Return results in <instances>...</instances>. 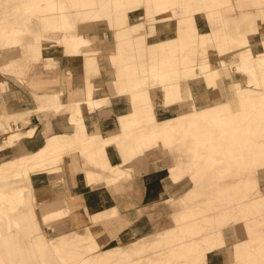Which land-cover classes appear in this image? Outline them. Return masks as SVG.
<instances>
[{
    "label": "bare ground",
    "instance_id": "obj_1",
    "mask_svg": "<svg viewBox=\"0 0 264 264\" xmlns=\"http://www.w3.org/2000/svg\"><path fill=\"white\" fill-rule=\"evenodd\" d=\"M21 1L26 2L27 0ZM39 1H45V6L37 8L36 6L28 5L26 8L23 6L18 10L11 7L8 11L10 13L18 11L21 13V15H19L20 18L0 23V35H8L6 38H11L10 35L12 34L36 35L34 41L28 44L34 43L30 46L35 45L33 56L38 60L46 56L49 50L57 49L58 42L62 41L63 33L61 36V31H69L67 35H70V37L65 38V43L72 46L74 52H77L80 47H87L89 50L95 49L96 46H94V44L88 43V39H86L88 37H84L86 35L89 37L96 35L100 27H103L105 33L115 31L116 34H119L116 36V40L114 38V42L108 39L115 50L107 54L109 60L119 61V57L122 53L134 50L139 51L141 47L146 50L145 54L147 60L156 58V64L149 66L148 64L147 66L144 65L145 67L142 69L140 76H137L138 74H132L134 71L133 65L121 62L118 67L121 73L115 75L116 79L113 83V88L114 90L120 89L121 94L127 96L129 104L139 109L141 101L139 100L138 86L142 79L145 78L142 83L144 81L147 83L149 79L152 78L153 81L141 91V94L145 97L147 107H152L156 104L163 111L168 109L175 112L179 111L180 108L183 109V113H179L181 115L178 114V117H176V123L167 119L156 127L149 129L147 132L136 134L132 140L128 139L125 145L127 155L134 158V162L141 159L145 153L159 152L164 157L168 162L166 164V170L164 171V177L167 180L166 188L170 186L168 183L169 178L177 182L180 181L178 185H176L178 190H182L183 187L187 185L185 183L186 180H184L185 178H192L194 182L197 183L196 186H203L204 182L209 179L211 186H214L219 191H224L225 187L219 184L217 177H223V171H228L230 169L236 170L235 173L237 176H244L246 171H252L259 180L264 182V142H257L248 138L244 139L243 143L238 145V136H236L238 133L235 131L236 124H238L239 121H242L244 125L248 126L250 119L254 116L264 119V73L255 69L257 64L261 63L260 65L264 66V49L262 51L259 50V46H264V25H262L264 23L263 3L255 4L250 10H239L234 15V18L226 19L222 23L223 27L226 28L225 32H227L228 28H231L233 32L232 34H226L227 36H224L222 39H224L228 45L234 43V49H228L225 52L220 51V47L224 45L223 42H220L215 47L216 51L221 54L219 58L216 57L215 54L209 52V54L200 56L197 60H191L187 56L182 55L180 51L174 54L177 55L176 58H171L168 52L165 53L161 49L160 45L163 42L157 34L158 29L164 27V25L159 20L161 14L156 10L160 9L162 15L166 17L172 13L174 8L183 15L190 14L192 10L184 0H172V2L169 0H148L147 3L154 8L150 9L149 14L150 21L153 23L155 31L152 34H142L137 29L134 34H131L136 36L133 38V42H135L133 47L129 49L123 46L121 40H127V37L122 35H130L131 28L128 24L120 26L121 21L119 22L118 18H116L113 13L117 11L126 18H132L130 15L128 16V11L134 8L136 4L134 0H128V4L120 0ZM166 3L172 4L174 8H169ZM47 9L55 14V20L53 21L55 28L53 29H57V33L49 34L47 32V25L41 23L38 18L33 15H39L42 21H47ZM27 13H29V15ZM99 13L107 15L108 20L105 21L106 26H101V22L98 18L96 19ZM6 14L7 9L3 7L2 12L0 10V18H4ZM183 20L184 27H177V29L172 32L173 35H175V39L178 42L187 41L188 43L191 42L192 45L197 44L198 39L203 38L206 33L200 28L194 27L192 21L187 20L186 17ZM140 21V18H134L135 23H139ZM22 23L27 26L26 29L20 27ZM213 32L212 35H217V33H219L218 31ZM144 35H146L145 38ZM107 36L110 38L112 37V35H104L106 39ZM5 39H0V57L4 59V69H9V74L2 73L0 77V88H2L1 90H3V92L7 86L4 75H12L14 77L15 75H19V77H23L24 74V67L21 65L22 57L19 51L14 49L15 45L12 44L14 46L8 47L4 52L3 50L1 51L2 47L7 43ZM12 42L15 43L16 41L13 40ZM119 42H122L121 46L117 45ZM145 44L146 47L144 48ZM121 48H126L127 50H122ZM240 48L248 52H240ZM60 52L65 56L67 51L60 50ZM223 58L225 59L222 60ZM233 58L237 59L234 60ZM163 62L171 64L170 67L176 66L179 68L177 77L170 76L173 74V69L170 68L167 71H162L157 67V65ZM66 71L71 73L69 69L65 70V73ZM57 72L58 70H51L50 73L55 75ZM94 72H96V70H94ZM82 74L81 76H83ZM94 75H96V73H94ZM84 76L85 92L83 97H76L75 100L63 106V101H61L63 91L54 90L46 94L44 99L48 101L52 98L55 102L42 104L40 107H38L37 104L34 105V113L40 110L60 113L62 111L66 112L67 109L70 108L71 110L68 113L71 114L76 112L77 115L75 116L77 117L79 114V119H83V123H80L78 118H74L69 124L71 125L75 122V125H84V115L81 110L84 108L83 106L89 105L94 109L97 107V109H99L101 106L100 102L93 98L94 87L90 83L91 77H88L86 73H84ZM26 81L27 79H24L19 82L23 85ZM252 87H256L258 92H251ZM159 90L162 93L161 96L157 94ZM181 90L183 93L182 98H180L179 94ZM39 95L40 94L35 93L33 99L39 100ZM3 104L4 103H2V105ZM6 109H4L5 111L3 109L2 111L0 110V118L2 119L0 123V134L2 135V141L13 137L15 130L9 127V123L13 117L20 118L32 113V111H28L25 108L18 112L16 110L17 113L12 111L13 114H9L11 108H8L9 110ZM191 110L195 112L191 113ZM6 111H8V113ZM137 118V116L133 117L131 121L133 125H139ZM155 118H157V116L152 115L151 121ZM25 123L29 124V122L26 121ZM204 123L209 125L205 128V132L203 129H200V125ZM82 127L81 125L80 128L84 130ZM176 133L180 135L178 138H176ZM68 134H70V136L74 135L73 132ZM204 138L209 140V145L206 147L202 146ZM56 140V136L50 135L44 138L41 146L34 150H28L26 147L22 148L24 151H33L32 155H34V160L30 164L27 163L23 165V171L26 173L35 167L42 156H44V152L54 147L53 143ZM188 140H190V142L186 146L185 143ZM183 142L184 144H182ZM247 145L249 153L246 157L245 147ZM54 154L58 155V153ZM188 158L191 159V164H188ZM121 163L122 159L114 165L118 167ZM222 163H225L224 167L219 166ZM60 168L61 173L63 171L62 165ZM80 168L83 169L85 183L88 185L93 164L85 160L82 161V166ZM191 169L195 170L193 172L194 174L186 175L188 170ZM123 172L124 173L120 176L118 174L109 175L107 180H105V185L122 187V183L128 182L132 178L126 174L129 173L128 168L124 169ZM215 172L218 173L216 176L214 175ZM60 173L55 175L52 169L48 171L47 174H53V177L56 178L61 175ZM49 176V178H52V175ZM53 184L54 182L51 185ZM195 187L188 188L187 192L180 199L179 205L181 207H183V205L185 206V200L201 194V190L196 191ZM27 191L30 194L34 193V195H38L39 193V191H35V184L31 185V189H27ZM178 192L180 191H173V195H176ZM22 193L21 190L13 191L8 194L0 192L1 264H72L78 262L81 250L85 249L84 247H80L78 243L68 242L61 237L47 239L43 233L38 232L40 229L38 226L39 224L33 221V217L37 215L31 207H29L26 212L16 213L17 206L22 200L27 202L30 201V198H24L21 195ZM65 201L70 203V199H66ZM73 201H75V199H73L72 202ZM225 201L227 205H231L232 203L228 197H225ZM237 202H239V200ZM247 202L246 208L241 211V225L243 229L261 237L264 241V219H254L251 221L246 219V213H248V211L260 210L264 204V195L252 194L247 197ZM37 203V212L41 218V224L48 230L47 235L53 234V232L60 227L62 217L67 213V207L60 206L52 209V207L45 204L41 198H37ZM168 225H170V228H165V226L162 225V233H174V231H172L174 228L181 231L190 229L193 234H199L202 231V226L196 222V214L193 211L185 210L172 214L170 217V224ZM233 227H235V224ZM11 228L14 229L13 232L10 231ZM177 242L179 244L182 243L181 240ZM236 243V238L231 241V244ZM226 246L225 243H221L218 247L226 250ZM129 259L130 257L125 253L119 257L117 261L110 264H129ZM107 263H109L108 258L105 255H99L92 256L78 264Z\"/></svg>",
    "mask_w": 264,
    "mask_h": 264
},
{
    "label": "rangeland",
    "instance_id": "obj_2",
    "mask_svg": "<svg viewBox=\"0 0 264 264\" xmlns=\"http://www.w3.org/2000/svg\"><path fill=\"white\" fill-rule=\"evenodd\" d=\"M121 2L128 4V0H120ZM135 6L131 11H128V16L130 15L132 18H126L123 14L119 12H114V16L118 18L120 22V26L129 25L131 28V33L128 35L127 40H121L123 42V46L127 49L133 47L134 43L133 38L137 29L140 33L152 34L154 30V25L150 21V9H154L151 7L147 1L148 0H134ZM172 2V0H169ZM186 4L191 8V13L187 15H183L179 13V11L174 8V6L170 3H166L169 8H174L172 13L169 16H163L160 9L156 11L161 14L160 22L163 23L164 27L158 29V36L160 37V33L165 32L164 35H169L168 37L161 38L162 44L161 49L167 53L171 58H176V52L180 51L182 55L187 56L191 60H197L200 56H204L206 54H215L216 57H220L221 54L216 51V46L223 42L220 48V51H226L228 49H234L235 44L228 45L224 39L226 34H232V29L228 28L227 32L222 25L224 20L234 18L235 14L242 9H252L255 4L263 3L264 0H184ZM45 1L41 2L39 0H0V10L2 12L3 7H6L7 14L3 18H0L1 22L12 21L14 19L20 18L19 15L21 13L14 12L10 13L8 9L11 7L13 9H21L23 6L25 8L28 5H33L38 7L45 6ZM48 19L47 21H42L39 15L33 14L38 18V20L47 25L48 33H57V29L55 28L54 20L55 14L51 13L48 9L46 10ZM214 13V14H213ZM29 15V13H27ZM2 16V15H1ZM23 16V14H22ZM21 16V18H22ZM186 17L187 20H191L193 26L196 28H200L206 35L203 38L198 39L197 44L192 45L191 42L180 41L178 42L175 39V35H173V31L177 29V27L183 28L184 23L183 19ZM3 18V19H2ZM101 22V26H106L105 21L108 20L107 15L97 14L96 19ZM134 18H140L139 23L134 22ZM24 22V21H23ZM264 25V23L262 24ZM21 28L26 29L27 26L22 23ZM98 33L96 35H92L91 37L85 36L84 38L88 39V43L94 44L96 46V36L97 35H112L110 38L112 42H114V38L116 40L115 31L104 32L103 27L98 28ZM213 31H218L217 35H212ZM63 33V36H62ZM69 31H61L62 41H59L57 44V49L49 50L46 56H43L42 59H36L33 56L34 47L30 46L32 44H28L33 42L36 35L32 34H23V35H10L11 38H6L8 35L3 36L0 35V39H5L7 42L4 47H2L1 51L7 49L10 46H14V49L19 51L21 55V65L24 67L23 77H19V75H15V77L20 81L27 79L25 77V71L28 72V69H32V66L41 65V70H46L47 72H51V70H58V56H62V59H75L78 58L82 60V65L84 69V73L91 77L94 73L98 72V56L102 55V48H96L93 50H89L87 47L78 48L77 52H74L72 46H69L65 43V38L70 37ZM3 36V38H2ZM142 36V35H141ZM146 35H144L145 38ZM150 36V35H149ZM230 36V35H229ZM109 36H107V39ZM16 41L13 43L12 41ZM46 41V40H45ZM122 42L117 45L121 46ZM133 42V43H131ZM146 43V42H145ZM14 44V45H12ZM37 44V43H36ZM146 44L144 45V48ZM126 48H121L122 50ZM215 48V49H214ZM264 46H259V50L262 51ZM60 50H66L65 56L61 54ZM113 51H115L113 49ZM240 52H248L243 48H240ZM146 50L139 49V51H127L122 53L119 57V61L109 60L108 55L105 57L108 59L110 64L114 68V75H118L120 63H128L134 66V71L132 74L140 76L142 69L149 65L156 64V58H151L149 60L146 59ZM223 58L222 60H224ZM236 60L237 58H233ZM4 59L0 57V77L2 73L9 74V69H4ZM261 64V63H260ZM257 64L255 69L262 71L264 73V66ZM264 64V62H263ZM145 65V66H144ZM171 64L167 62H163L162 64L157 65L158 68L162 71H167L168 69H173V74L171 77H177V72L179 68L176 66L170 67ZM96 70V72H94ZM39 69H34L33 77H37L40 75ZM145 79V78H144ZM142 79V81L144 80ZM138 86L139 91V100L140 108L137 109L132 107L129 104V111L127 115L119 116L118 119V131L108 133L103 135L99 130L88 131L86 125L81 124L84 130L80 127L81 125H75L73 122L71 124L73 136L70 134H56L52 133L50 135L56 136V141L53 143L54 147H51L44 152V156L40 159L38 164L30 169L28 172H24L23 165L27 163H31L33 159V151H24L22 148L25 146L21 143L23 139L33 136L35 129L30 128L29 130L21 129L26 122H29V117L34 113V107L26 108L28 111H32L22 117H13L11 122L9 123V127L13 128L15 132L13 133V137L11 139H7L4 141H0V151L14 147L13 155L8 158L0 159V192L3 193H12L13 191L21 190L23 193L21 194L24 198H30V201L22 200L17 206V214L26 212V210L31 207L34 210V213L37 215L33 217V221L39 224L40 229L38 232L43 233L47 239H56L61 237L68 242L78 243L80 247H84L85 249L81 250L80 259L76 263H82L88 258L92 256H106L108 258L107 264H110L114 261H117L119 257L123 254L127 253L130 257L129 264H264V241L261 237L248 232L243 229L242 222V209L247 206V197L250 195L258 194L264 195V182L259 180L256 175L251 171H246L244 176L236 175V170H224L223 177H217V181L223 187H225L224 191H219L214 186L210 185V181L204 182L203 186L197 185L194 180L184 179L186 180V184L190 183L189 188L195 187L196 191L201 190L200 195H196L192 198L185 200V206L181 207L180 199L184 196L173 195V191H171L170 196L174 197L172 199H162V203L158 205V208L161 213L158 218L160 219L157 222L154 220H150L153 224L149 223V221L143 219L141 224L133 223V220L129 221L125 218L122 211L118 206H116L113 202L108 206H103L102 201L96 199L95 202L89 203L88 206L84 207V212L87 215L88 221L85 224L77 225V227H69L68 224L65 223V219L70 215L71 209H73L74 205L78 204L77 199L73 202V205L66 201L67 213L62 217V222L60 227L53 232V234H48V230L41 224V218L37 212V198H41L39 195H34V193L30 194L27 189H31V185L35 184L33 180V175L38 173H48V171L53 169V173L58 175L61 171L60 166L65 164L69 157L78 152L82 161H90L93 164V169L91 172V176L88 181V185H96L100 183L105 184V180L111 174L122 175L123 170L128 168L129 173H126L127 176H133L135 172L133 163L134 158H131L127 155L125 145L128 142V139H131L140 132H147L149 129L156 127L158 124L164 122L167 119H170L171 122L176 123V117H178L179 113H183V109L180 108L179 111H172L171 114H166L165 111L161 110L158 105L154 104L152 107H147L145 103V97L141 94L143 88H145L153 79H149L146 83L145 81ZM24 85V84H23ZM0 88V93L3 90ZM179 91V90H178ZM85 92V87L80 92H77L76 97H83ZM116 93L121 94V90H115ZM161 95L160 90L158 91ZM251 92H258L256 87L251 88ZM36 93V92H35ZM32 94V101L35 103L34 105H38L40 107L42 104H48L55 102L52 98L48 101L44 99V96L47 93H38L39 100L33 99L34 94ZM182 90L179 92L180 98H182L183 93ZM160 96V95H159ZM94 98V94H93ZM96 99V98H95ZM101 106L106 103L105 99H97ZM264 100V98H263ZM68 103L63 102V106ZM82 108V114H84L85 110H94V108L89 105H84ZM71 109H67L66 113H68ZM196 110V109H195ZM209 110V109H208ZM264 111V110H263ZM40 112H48L46 110L38 111ZM63 112V111H62ZM195 112L191 110V113ZM57 113V112H52ZM190 113V114H191ZM70 122L74 118H78L80 123H83V119H79V114L76 112L68 113ZM156 115L157 118L151 121V116ZM181 115V114H179ZM138 117L137 120L139 125L132 124L131 121L133 117ZM77 121V122H79ZM2 119L0 118V123ZM74 124V125H73ZM207 124L200 125V129H203L205 132V128L208 127ZM236 136H238V145L243 143L244 139L251 138L257 142H264V119L259 117H252L250 119V123L248 126L244 125L242 121H239L236 124L235 128ZM177 134V133H176ZM50 135H46L47 138ZM2 136V135H1ZM180 135H176L178 138ZM190 140H188L185 145L189 144ZM202 146L209 145L208 139H203ZM184 144V142L182 143ZM108 146H113L117 151L119 158L122 159V163L115 167V163H111L106 157V149ZM54 153H58L55 155ZM249 153L248 145L245 147V156L247 157ZM120 161V160H119ZM188 164H191L192 161L188 158ZM219 166L224 167L225 163L220 164ZM82 171L83 169L80 168ZM195 170H188L186 175H193ZM218 173H214L216 176ZM168 175V174H167ZM247 175V176H246ZM210 177V176H209ZM245 177V178H244ZM166 179V178H165ZM183 180V179H182ZM180 182V181H179ZM174 179L169 178L168 183L171 188L174 186L172 183H177ZM185 185V186H187ZM170 186L166 188L170 189ZM177 187V186H175ZM173 189V188H172ZM171 189V190H172ZM177 196V197H176ZM225 197L230 198L232 201L231 205H227L225 201ZM67 199V198H66ZM239 200V202H237ZM178 201V202H177ZM193 211L196 214V222H198L202 226V231L199 234H193L190 229H186L184 231L178 230L174 228L170 233H165L161 231L162 225L165 228H170V217L174 213H179L181 211ZM137 217H140L144 214L143 210L140 208L136 211ZM148 215V213H147ZM209 219V220H208ZM246 219L258 220L264 219V204L260 208L259 211L251 210L246 213ZM77 224V223H76ZM235 224V227H233ZM11 232L14 231L13 228L10 229ZM127 233V235L123 234ZM123 234V236H121ZM237 239L236 244H231V241ZM181 240L182 243H178L177 241ZM221 243H225L226 250L220 249L218 246ZM194 247V249H193Z\"/></svg>",
    "mask_w": 264,
    "mask_h": 264
},
{
    "label": "crops",
    "instance_id": "obj_3",
    "mask_svg": "<svg viewBox=\"0 0 264 264\" xmlns=\"http://www.w3.org/2000/svg\"><path fill=\"white\" fill-rule=\"evenodd\" d=\"M164 34L165 32L160 33V37L164 38L169 36ZM122 36L129 37L128 35ZM96 37V47L102 48L103 54L97 58L99 67L97 74L91 76L90 80L92 82L89 81L94 87V98L105 99L106 103L100 106L99 109H97V107L92 111L85 110L83 115L84 123L88 131L93 132L97 129L103 135H106L118 131L117 118L122 115H127L130 107L127 96L116 93L113 88V83L116 79L114 68L105 57L114 49V46L110 40H108L110 37L108 39H106L104 35H97ZM58 58V72L56 74L54 73L55 75H52L46 70H41V65L32 66L31 70L28 69V72L25 71L27 81L24 85L20 84L18 79L12 75H4L7 86L4 92L2 91V93H0V110L2 111V109L4 110L6 108V110H9L8 108H11L9 114H13V112L17 113L21 109L32 108L34 106L32 94L35 92L47 93L54 90H61L63 91L61 101L65 103L72 102L77 92H80L85 87L82 60L78 58L62 59V56H58ZM34 69L40 70L39 76H32ZM68 69L71 73H68V71L65 73V70ZM81 74L83 76H81ZM157 94L161 96L159 92H157ZM2 103L5 105H2ZM6 112L8 113V111ZM171 112L172 110L168 109L165 111L166 114H171ZM68 118L69 114L66 112H40L31 114L29 117V124L27 123L21 129L29 130L30 128H34L35 132L33 136L23 139L21 143L26 149L34 150L41 146L46 135L52 133H71L72 128ZM1 139L2 136L0 134V141ZM13 150L14 147H9L0 151V159L8 158L13 155ZM105 153L107 159L111 163L114 164L119 162V155L113 146H108ZM167 163L168 162L159 152L145 153L141 159L133 163L135 172L128 182L121 184L122 187L105 185L104 183L87 185V183H85L84 173L80 170L82 166L81 157L78 152H75L69 157L67 162L62 165L63 171L60 173L62 176L60 175L54 178L53 174H49L52 175V178H49L50 176L46 173H38L33 175L32 178L35 181V191H39L38 195L40 197L42 196V201L52 207V209L60 206L66 207V198L70 199V204L72 205L74 202H72V200L77 199L78 204L74 205L70 215L65 219V223L68 224L69 227H77V225L80 226L87 223L88 218L84 212V207L88 206L89 203L95 202L96 199L101 200L103 206H108L113 202L120 208L127 220H133L134 225L141 224V221L145 219L149 221L152 226V220H154V222L160 220L158 216L159 214L161 215V213L158 211V205L163 202L162 199L166 197H168V199L174 198L170 196L171 189L174 188L172 191H182L177 194V196H181L187 192L191 185L188 183L182 190H178V188L175 187L177 183H172L174 186L172 188L170 187L166 193L167 180L164 177V171L166 170ZM53 182L54 184L51 185ZM185 183L187 182L185 181ZM138 208H141L144 212L140 217H137L136 214ZM123 234L127 235V233ZM123 234L121 236H123Z\"/></svg>",
    "mask_w": 264,
    "mask_h": 264
}]
</instances>
